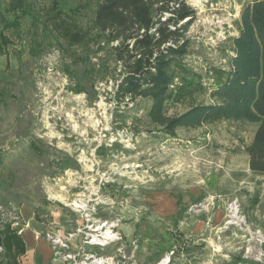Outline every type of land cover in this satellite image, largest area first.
Returning a JSON list of instances; mask_svg holds the SVG:
<instances>
[{
	"label": "rangeland",
	"instance_id": "rangeland-1",
	"mask_svg": "<svg viewBox=\"0 0 264 264\" xmlns=\"http://www.w3.org/2000/svg\"><path fill=\"white\" fill-rule=\"evenodd\" d=\"M186 1L196 11L186 61L201 73L228 67L249 0ZM92 12L89 0H0V219L69 231L84 202L91 217L120 220L126 251L208 246L216 259L264 264V175L247 152L257 125L222 120L166 136L150 99L115 98L114 44L92 29ZM198 100L212 102L208 91ZM233 203L241 222L231 211L228 223ZM205 221L216 226L203 242Z\"/></svg>",
	"mask_w": 264,
	"mask_h": 264
},
{
	"label": "trees",
	"instance_id": "trees-1",
	"mask_svg": "<svg viewBox=\"0 0 264 264\" xmlns=\"http://www.w3.org/2000/svg\"><path fill=\"white\" fill-rule=\"evenodd\" d=\"M89 1L92 29L106 45L114 44L119 102L150 99L149 118L170 138L178 128L222 120L256 124L247 146L249 165L264 175V0H249L242 7L228 67L205 73L186 61L191 44L187 32L196 18L186 0ZM207 91L212 102L199 101L198 95ZM180 105L186 106L183 112L171 113ZM7 224L0 219L4 264H19L25 246Z\"/></svg>",
	"mask_w": 264,
	"mask_h": 264
},
{
	"label": "built area",
	"instance_id": "built-area-1",
	"mask_svg": "<svg viewBox=\"0 0 264 264\" xmlns=\"http://www.w3.org/2000/svg\"><path fill=\"white\" fill-rule=\"evenodd\" d=\"M231 205L238 208L236 203ZM72 210L83 219L82 224L69 231L50 228L39 233L51 244L57 258L63 259L66 264H136V252L126 251L123 244L124 237L119 229V219L91 217L88 205L84 202L75 201ZM229 211L228 223H233L231 207ZM0 212H3L2 205H0ZM2 215L11 216L12 214L3 213ZM17 220L18 218L15 217L11 223L17 226L19 225ZM110 245H117L116 251L113 254L104 253L102 250ZM3 252V246L0 245L1 256ZM175 255L176 251H169L156 264H172Z\"/></svg>",
	"mask_w": 264,
	"mask_h": 264
},
{
	"label": "crops",
	"instance_id": "crops-1",
	"mask_svg": "<svg viewBox=\"0 0 264 264\" xmlns=\"http://www.w3.org/2000/svg\"><path fill=\"white\" fill-rule=\"evenodd\" d=\"M207 202L204 201L201 203L203 205L202 209L206 208L205 205ZM210 205L211 202H208ZM80 217V216H79ZM79 225L83 223V219L80 217ZM17 227L13 224L11 225L14 228V231L21 237L24 246L25 252L17 257L19 264H66L63 259L57 258L54 254V249L51 244L39 233H42L46 229L54 228L55 230L64 231L65 228L62 225L56 223V221L42 222L35 217L26 218L18 216ZM208 222V221H207ZM78 225V226H79ZM204 233L201 232L199 236L200 241L209 240L208 230H211L216 225L203 222ZM76 228V227H75ZM74 229V228H73ZM119 229H122V223L119 224ZM125 244V243H124ZM198 244V243H197ZM130 245V244H129ZM128 245V246H129ZM117 245H110L105 248L104 253L113 254L116 251ZM126 248H128L126 246ZM136 264H156L163 256H165L169 251H136ZM200 249V250H199ZM128 250V249H127ZM143 252V253H142ZM142 253V254H141ZM216 251H211L208 246L203 248H193L190 251H176V255L173 257L172 264H240L237 262L229 261V259H216ZM220 255V254H219ZM222 256H226L225 253H222ZM5 259L0 255V264H4Z\"/></svg>",
	"mask_w": 264,
	"mask_h": 264
},
{
	"label": "bare ground",
	"instance_id": "bare-ground-1",
	"mask_svg": "<svg viewBox=\"0 0 264 264\" xmlns=\"http://www.w3.org/2000/svg\"><path fill=\"white\" fill-rule=\"evenodd\" d=\"M231 209H232L231 211H232V217H233V219H235V220H239V221H237V223H238V222H241L242 220H241V218L239 217L237 207H236L235 205H232Z\"/></svg>",
	"mask_w": 264,
	"mask_h": 264
}]
</instances>
